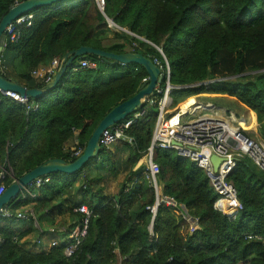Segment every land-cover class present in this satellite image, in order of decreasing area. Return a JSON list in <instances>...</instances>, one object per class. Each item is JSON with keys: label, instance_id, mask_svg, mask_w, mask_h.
<instances>
[{"label": "trees", "instance_id": "1", "mask_svg": "<svg viewBox=\"0 0 264 264\" xmlns=\"http://www.w3.org/2000/svg\"><path fill=\"white\" fill-rule=\"evenodd\" d=\"M16 1L0 0V19ZM104 2L103 12L96 0H61L33 9L26 14L30 19L16 25L17 38L7 40L0 53L1 74L8 78L5 65L10 64L23 86L44 87L32 70L48 59L61 60L80 46L117 54L139 52L150 59L160 56L158 46L170 64V82L191 85L172 91L174 106L189 98L183 107L198 94H211L200 97L224 101L238 113L253 111L264 140V0ZM106 18L133 35L110 34ZM81 59L94 60L97 67L79 68ZM104 65L111 72L107 78ZM147 76L138 64L109 63L87 54L77 57L59 81L35 99L39 107L28 116L0 95V166L5 164L10 172L5 183L9 186L49 159H76L65 148L68 141L75 138L73 148H85L105 114L134 96ZM206 81L207 88L200 84ZM157 111L156 105L147 106L125 130L131 142L123 139L111 148L100 146L78 172L48 175L49 182L40 186L36 198L13 199L12 211L31 206L39 231L32 220L28 228H19L15 221L0 218V264H112L118 255L122 264H264V171L248 157L238 160L227 177L242 205L229 214L204 170L174 150H155L159 191L183 205L198 227L190 232L189 222L165 203L157 206L152 218L156 192L143 159ZM123 155L132 169L115 194H104L100 183L116 173ZM77 205L87 206L91 214L87 235L71 257L63 254L64 242L38 254L22 247L21 240L32 232L61 225L70 229L82 218L73 212ZM52 212L67 215L68 220L55 224L51 219L45 225L42 219Z\"/></svg>", "mask_w": 264, "mask_h": 264}, {"label": "built area", "instance_id": "2", "mask_svg": "<svg viewBox=\"0 0 264 264\" xmlns=\"http://www.w3.org/2000/svg\"><path fill=\"white\" fill-rule=\"evenodd\" d=\"M99 9L103 12L105 7L104 0H96ZM31 18V15H24L9 24L3 38L1 39L0 53L5 48L7 40L13 41L17 38L16 25L21 24L25 20ZM109 28L125 30L117 26L114 22L106 18ZM133 35V34H132ZM159 53L158 56L152 57V62L159 68L161 82L157 83L150 95H146L142 99V106L134 113L133 117L126 121H121L111 127L105 129L99 137V145L106 148H111L120 140L126 139L125 130L140 116L145 113L146 107L156 105L158 108L157 119L152 132L151 143L147 149V154L143 159V164L146 167L147 177L150 178L156 192L155 203L150 207L152 218L155 216L157 206L165 203L167 206H173L177 212L189 222V231L193 232L197 228V220L188 215L187 210L181 204L176 203L171 198L159 192L157 174L160 171L158 163L155 161V150H174L179 155L194 162V164L204 170L209 178L215 192L223 202L224 211L231 214L242 208L241 203L237 199V193L234 185L227 179L228 175L234 168L236 162L241 158L248 157L262 171H264V140L255 137H250L243 132V128L239 125V119L236 112L226 107H216L211 102L200 103L197 97L193 104H187L185 112L182 113L181 104L188 99L173 104L172 91L183 86L174 85L170 82V64L163 53L162 49L156 46ZM2 56L0 54V74L4 72L2 64ZM60 60L53 58L50 63L45 66H39L32 70V75L43 80L45 84L52 81L56 72L59 69ZM80 67L94 69L97 67V62L90 59H81L77 65ZM149 81V76L142 79V84ZM0 95L11 100L21 106L24 114L28 116L29 112L37 111L39 103L26 95H21L18 92L11 90H1ZM203 111L207 113L203 114ZM177 119H174V116ZM187 115H194L188 120L182 118ZM197 115V116H196ZM131 142L130 138H127ZM84 148L78 147L72 153L78 157ZM216 156L220 159L216 170H214L211 162V157ZM5 164L0 166V195L6 190L8 185L5 183V177L9 174ZM49 176H43L30 182L26 185L14 199H34L38 195L40 186L49 182ZM74 213H79L82 218L78 220L70 229L65 226H52L47 228L46 232H40L36 238V245H46L48 248L58 245L60 242L65 243L63 254L66 257H71L80 247L81 242L87 235L88 223L90 218V210L85 205H77L73 208ZM0 218L8 219L15 222L33 221L35 227L37 225L34 213L29 209H19L12 211L9 204L0 208ZM47 238V239H44ZM24 239L21 240V243ZM45 240V241H44ZM2 242L0 238V243ZM123 261V257H122ZM11 264V263H8ZM35 264H50L40 263ZM112 264H115L112 263Z\"/></svg>", "mask_w": 264, "mask_h": 264}, {"label": "water", "instance_id": "3", "mask_svg": "<svg viewBox=\"0 0 264 264\" xmlns=\"http://www.w3.org/2000/svg\"><path fill=\"white\" fill-rule=\"evenodd\" d=\"M59 1L61 0H17L16 3L10 7V9L0 19V42L4 36L5 29L9 24L21 16L28 14L37 7L50 6ZM87 54L95 55L109 63H118L123 65L130 63L138 64L149 76V81L145 84H142L134 96L114 106L107 114H105V116L100 120L96 128L93 130L90 138L87 140L83 152L76 159L73 161H65L64 159L60 158L49 159L23 174L19 178L15 179L13 183H11L6 188L3 194L0 195V208L9 204L14 198L18 196L19 192L26 185L37 178L48 176L54 173L74 174L78 172L91 158L98 154L100 150L99 137L101 133L108 127L123 121L128 115L135 113L142 106V99L146 95H150L156 84L161 82L159 68L152 62L150 58L142 55L139 52L131 51L117 54L95 49L90 46H80L75 50L69 51L62 57L58 71L56 72L52 81L46 84L44 87L26 88L25 86L13 80L7 79L2 74H0V89L4 91H15L21 95H26L27 97L33 99L40 98L50 87L59 81L67 67L70 66L77 57ZM204 83L205 82H202L200 84ZM189 86L191 85H186L182 88ZM74 150L75 148H72L73 152ZM219 161L220 159L218 157H211L214 170H216Z\"/></svg>", "mask_w": 264, "mask_h": 264}, {"label": "crops", "instance_id": "4", "mask_svg": "<svg viewBox=\"0 0 264 264\" xmlns=\"http://www.w3.org/2000/svg\"><path fill=\"white\" fill-rule=\"evenodd\" d=\"M50 60L51 59H48L46 61L45 64L41 65V66H45V65H48L50 63ZM10 63V62H9ZM6 68H5V74L8 76L7 79H10V80H13L19 84H22V85H25V83L23 81L20 80V78L17 76V74L15 73V71L13 70V67L12 65L8 64V65H5ZM37 79V81L39 80L38 77H34ZM201 95H205L206 94H198V95H195V97H199ZM225 107V106H223ZM227 108V107H226ZM230 110H233L236 112V115L238 116V119H239V125L243 128V130H245L246 132H251L253 134V137L255 138H258V139H261L259 137V132H258V129H259V124L257 122V119H256V114L249 110L247 112H241V113H238L237 110L235 109H230ZM253 113L255 115V120L253 122L254 124V129H248L245 127V122H246V118H245V114L247 113ZM74 144H75V138H72L71 140L68 141V143L66 144L65 148L66 150H69L74 147ZM125 160V156H121L120 159L118 160L117 162V168H116V173L113 174V175H109V176H106L102 182L100 183V185L103 187V192L104 194H107V195H113L115 194L118 189H119V186H120V183L122 182V180L125 178V175L132 169V167L127 163L124 162ZM80 180V175H79V178H78V181ZM114 182V184H116V186H109L107 187V183L108 182ZM160 192V191H159ZM162 193V192H160ZM76 198H77V201H80V192L77 193L76 195ZM59 201H57L55 204H58ZM29 207L31 206H28L26 209H29ZM33 209V207H32ZM51 219L54 220V223L55 224H60V223H64L66 220H68V217L67 215H57L56 212H52L51 214H48L46 217H44L42 219V222L47 225L48 222L51 221ZM63 226V225H61ZM36 229L39 231V227L36 226ZM40 234V232H32L30 233L28 236H26L24 238V240L22 241L21 245L23 248H25L27 251L31 252V253H43V252H47V250L49 249L48 246L46 245H36L35 241L36 238L38 237V235ZM32 238V241L29 242L28 239ZM44 239H47V238H44ZM45 241V240H44ZM115 264H122V257H120L119 255L117 256V259L115 261Z\"/></svg>", "mask_w": 264, "mask_h": 264}, {"label": "rangeland", "instance_id": "5", "mask_svg": "<svg viewBox=\"0 0 264 264\" xmlns=\"http://www.w3.org/2000/svg\"><path fill=\"white\" fill-rule=\"evenodd\" d=\"M107 28L109 29V33L111 34V33H122V31H124V30H120V29H115L114 27H112V28H109L108 26H107ZM126 32V31H125ZM104 68H105V78H107V77H109V76H111L110 74H111V72H110V70H109V66H107V65H104ZM226 79H231V80H234L235 79V77H228V78H226ZM209 81H206L205 83H204V85L206 86V88L208 87V83ZM201 96H205V95H201ZM206 96H213V95H211V94H206ZM197 100L200 102V103H202V102H211L213 105H215L216 107H223V106H226L228 109H232L231 108V106H229L228 104H226L224 101H221V100H215V99H204V97H197ZM193 101H194V99H193ZM203 114H205V113H207V111H203L202 112ZM253 114V113H252ZM197 116V115H196ZM192 117H195L194 115H187V116H185V117H183L182 119L183 120H188V119H191ZM253 117H254V115H253ZM254 119H255V117H254ZM250 127H252L251 129H254L255 127H254V125H249ZM101 172H105V169H103V171H101ZM81 180V179H80ZM107 187H111V186H116V184H114V182H108L107 184ZM31 223V222H30ZM29 222H15V223H13V225L14 226H16V227H19V228H28V224H30ZM32 224V223H31ZM34 224V223H33ZM28 225V226H27ZM31 226V225H30ZM28 241L29 242H31L32 241V238H30V239H28ZM25 249V248H24Z\"/></svg>", "mask_w": 264, "mask_h": 264}, {"label": "bare ground", "instance_id": "6", "mask_svg": "<svg viewBox=\"0 0 264 264\" xmlns=\"http://www.w3.org/2000/svg\"><path fill=\"white\" fill-rule=\"evenodd\" d=\"M195 101H192L190 102L189 104H193ZM185 108H187V105L181 107V110H182V113H184L185 111ZM245 118H246V122H245V127L248 128V129H251L252 127H250L249 125H254L253 122H254V117H253V114L251 112L245 114ZM174 119H177V116L175 115L174 116Z\"/></svg>", "mask_w": 264, "mask_h": 264}]
</instances>
